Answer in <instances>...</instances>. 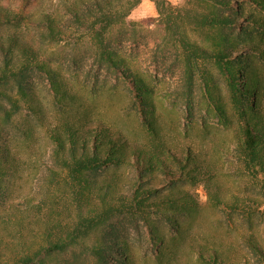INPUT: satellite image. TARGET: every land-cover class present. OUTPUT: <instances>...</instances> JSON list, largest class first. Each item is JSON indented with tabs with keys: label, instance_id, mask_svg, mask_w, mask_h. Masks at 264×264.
<instances>
[{
	"label": "trees",
	"instance_id": "obj_1",
	"mask_svg": "<svg viewBox=\"0 0 264 264\" xmlns=\"http://www.w3.org/2000/svg\"><path fill=\"white\" fill-rule=\"evenodd\" d=\"M34 1L0 0V264H50L74 247L93 264H133L132 246L126 239L104 237L115 219L141 224L155 248L156 261L166 264L172 247L188 232L178 218L190 219L198 212L196 197L184 187L210 183L216 171L214 161L202 151L166 138L149 86L110 48L112 28L123 23L142 0H64L59 16L47 12L37 18L29 8ZM151 1L172 29L166 16L169 1ZM195 2L198 7L189 9L188 24L205 31L213 44L211 55L233 101V113L227 117L232 147L226 152L264 190V102L251 66L253 58L264 61V0ZM236 28L243 31L244 43L224 31ZM256 34L258 41L253 39ZM39 39L48 43L87 40L101 65L120 69L146 140H132L110 124L90 118L79 96L44 59ZM177 40L191 46L181 35ZM235 54L241 57L232 59ZM189 67L187 62L186 99L193 84ZM33 72L47 78L61 111L59 120L46 124L48 161L40 156L21 160L2 137V123L19 112L20 101L29 110L27 118L47 120L43 102L29 82ZM186 104L190 108L188 100ZM21 133L28 135L25 130ZM209 183L206 191L213 205L230 212L238 208V199L229 203L212 191L217 185ZM159 220L172 226L168 239ZM94 232L100 237L88 243L86 238ZM243 239L248 252L264 263V249L257 238L248 234ZM191 249L199 264H252L246 256L233 257L217 244L197 243Z\"/></svg>",
	"mask_w": 264,
	"mask_h": 264
},
{
	"label": "rangeland",
	"instance_id": "obj_2",
	"mask_svg": "<svg viewBox=\"0 0 264 264\" xmlns=\"http://www.w3.org/2000/svg\"><path fill=\"white\" fill-rule=\"evenodd\" d=\"M168 1L171 7L166 16L172 21V29L165 23V16L158 15L153 1L142 0L123 23L112 28L109 35L110 48L149 86L166 138L192 145L214 161L216 176L212 184L198 182L184 187L196 197L198 212L190 219L181 220L178 216L180 226L187 227L188 232L172 247V254L166 264H199L191 245L204 242L219 245L233 257L241 259L246 256L252 264H264L248 252L243 239L244 235L252 234L264 249V190L261 183L226 152L232 147V126L227 117L233 113L227 80L211 55L213 44L205 31L188 24L189 9L198 7L195 0L194 3L191 0ZM63 2L36 0L29 8L34 18L47 12L59 16ZM224 31L234 41L244 43L243 31L237 28ZM30 32L34 30L29 31V35L32 34ZM180 35L191 46H183L177 40ZM259 38L258 34L253 37L255 41ZM39 41L41 44L42 41ZM41 49L44 59L60 72L66 85L79 96L80 104L90 118L110 124L132 140H146V132L132 103L130 87L120 69L107 70L101 65L87 40L42 42ZM239 55L230 57L239 58ZM187 62L193 78L190 99H186L183 94ZM251 66L260 80L264 102V61L253 58ZM29 82L43 102L47 120L41 123L33 116L27 118L29 110L20 101L19 112H13L10 121L2 123V137L8 139L21 160L40 156L48 161L46 124H54L59 120L61 111L54 103L49 82L43 74L33 72ZM187 100L190 108H187ZM23 130L28 131V135L22 134ZM207 183H215L217 187L212 186V191H218L229 203L238 199V208L230 212L213 205L206 191ZM21 185L23 190L27 189L24 180ZM159 225L167 239L172 236V226L162 220H159ZM108 231L104 237L126 239L131 244L133 264H158L154 256L155 248L148 242L141 224L115 219ZM99 237L100 233L94 232L86 241L91 243ZM125 253L130 255L129 251ZM50 264H93V261L79 247H74L56 256Z\"/></svg>",
	"mask_w": 264,
	"mask_h": 264
}]
</instances>
